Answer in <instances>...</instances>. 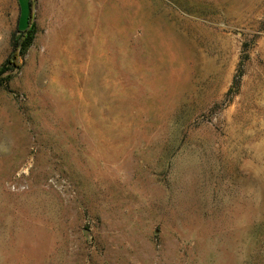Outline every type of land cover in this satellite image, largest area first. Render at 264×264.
<instances>
[{
	"label": "rangeland",
	"instance_id": "1",
	"mask_svg": "<svg viewBox=\"0 0 264 264\" xmlns=\"http://www.w3.org/2000/svg\"><path fill=\"white\" fill-rule=\"evenodd\" d=\"M28 3L0 0V264H264V0H34L25 47Z\"/></svg>",
	"mask_w": 264,
	"mask_h": 264
},
{
	"label": "trees",
	"instance_id": "2",
	"mask_svg": "<svg viewBox=\"0 0 264 264\" xmlns=\"http://www.w3.org/2000/svg\"><path fill=\"white\" fill-rule=\"evenodd\" d=\"M28 6H29V14H28V24L25 32L22 34V37L20 38L18 44H20L23 39H25V47L31 45L32 38H29L28 35L32 34L34 30V0H28ZM19 45L16 46L11 58H14L15 63L17 64L19 62ZM18 65V64H17Z\"/></svg>",
	"mask_w": 264,
	"mask_h": 264
}]
</instances>
